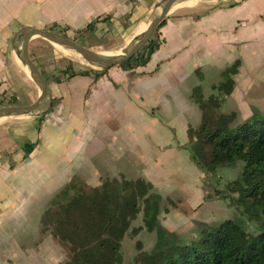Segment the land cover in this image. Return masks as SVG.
I'll return each mask as SVG.
<instances>
[{
    "label": "crops",
    "instance_id": "1",
    "mask_svg": "<svg viewBox=\"0 0 264 264\" xmlns=\"http://www.w3.org/2000/svg\"><path fill=\"white\" fill-rule=\"evenodd\" d=\"M224 1L168 14L158 31L159 46L145 65L111 67L96 79L89 74L50 81L54 103L41 120H0V264L65 260L63 245L43 231V214L73 177L93 187L110 176L142 178L155 190L156 181L174 177H158L153 162L167 165L176 158L182 178L195 183L200 170L181 150L189 143L188 130L201 123L193 92L200 90L202 100L215 95L221 72L236 60L234 88L220 103L221 112L243 114L239 122L252 115L249 109L264 112V82L257 80L262 74L251 69L254 60L264 58V0ZM158 2L0 0V93H13L27 104L38 96L13 51V36L22 27L56 26L75 35L98 19L93 31L83 35L126 44ZM56 47L41 38L30 40L29 57L40 73L87 70L61 64ZM26 143L35 145L24 157ZM127 153L132 158L123 165Z\"/></svg>",
    "mask_w": 264,
    "mask_h": 264
},
{
    "label": "trees",
    "instance_id": "2",
    "mask_svg": "<svg viewBox=\"0 0 264 264\" xmlns=\"http://www.w3.org/2000/svg\"><path fill=\"white\" fill-rule=\"evenodd\" d=\"M97 21L75 33L92 32ZM164 23L165 20L158 30ZM49 30L66 36L67 28L52 26ZM158 46L155 35L118 66L124 70L143 66ZM239 66L240 61L236 60L221 72V82L213 87L218 95L202 100L200 90H194L201 123L188 130L187 147L191 161L206 177L222 167L239 165L240 171L228 184V190L230 195L236 194L231 200L253 222V229L249 231L238 221L226 219L198 224L194 237L183 238L160 225L162 196L144 179H106L87 191L84 186H75L77 177H73L49 203L54 208L49 207L43 214V222L51 221L46 222L52 227V235L75 250L71 252L72 264H123L121 243L139 213L143 227L154 233L155 241L150 249L139 252L133 264H264V113L253 108L252 115L240 122L233 114L215 113L224 97L232 92L233 76ZM69 70L67 67L58 76L50 75L51 81L60 83L75 75L89 74L96 79L105 73ZM53 103L54 100L51 106ZM34 145L22 146L24 157Z\"/></svg>",
    "mask_w": 264,
    "mask_h": 264
},
{
    "label": "rangeland",
    "instance_id": "3",
    "mask_svg": "<svg viewBox=\"0 0 264 264\" xmlns=\"http://www.w3.org/2000/svg\"><path fill=\"white\" fill-rule=\"evenodd\" d=\"M239 1L240 0H228L224 2L239 3ZM212 2H219V0H194L191 2H185L187 3V6H179L172 8L169 14L175 11L177 12L182 10H194L198 8L200 4H209ZM158 31L159 30L157 27L152 37L156 35L159 41ZM66 36L84 47L90 44L93 45L96 43H101V46H99L100 44H97L93 45L91 48L88 49L97 53H104L109 55L121 53L124 48L127 47L128 44V42L126 44H123L122 42H119V40L111 41L109 39H104L102 40L103 42H101L100 38H97L95 34L90 37L88 36V34L72 35L71 33H67ZM80 36L85 37L86 39L81 38ZM56 48L60 51L59 55L63 60H61L62 62L60 61L61 64L63 63L67 65L68 63L67 66H69L70 64V66L73 65L82 69L93 68L88 65L81 57H74V55L70 56L67 54L68 51L66 49L59 47ZM253 66L255 67L256 71L259 72V74H262L258 77L257 80H263L264 82V58L254 60L252 62V70H254ZM69 68L70 72H77L73 70L72 67ZM58 72H56L55 74H51L47 71H43L41 72V74L43 75V77L45 76L47 79H49V81H51L52 77L50 75L58 76ZM213 91L215 95H218L217 90ZM221 103H223V101ZM11 105H27V101L23 99H17L16 96L13 95V93L9 96L5 95V93H0V107ZM249 110H251L252 114V109ZM221 111L223 110L221 109V107H219L215 110V113L220 114L222 113ZM247 112L249 111L247 110ZM226 113L233 114L237 122L239 118L244 117L243 114H238L235 112ZM13 119L14 118H9V120ZM181 150L185 151L189 155L190 159L188 147L186 146L185 148H181ZM130 158L132 157L127 153L123 156L120 162L124 165L129 161ZM176 160L177 159L174 158L173 163H169L167 165L164 162L161 164L160 160H158L157 162H153L156 170H158V177L162 179L167 176L174 177L173 179L168 178L162 181H156L158 184L154 190L155 192L157 191V194L162 196L163 205L161 213L159 215V222L164 229L168 230L169 232H173L183 238H192L195 236V231L198 228V224L216 223L226 219L238 221L245 227V229L249 231L253 229V222L249 221L247 217L243 214L242 210L237 206V204L231 200V198L234 197L236 194L230 195L228 190V184L235 179V177L240 171L239 165H235L233 167H222L210 177H206L205 174L200 171V175L198 177L199 179H197V181L194 183V181L182 178V172H180L181 165L179 164L180 161L176 162ZM184 163L186 164V161ZM179 172L180 174H178ZM114 178L117 179L118 177L110 176V178H100L99 184L97 186H99L100 183L106 179L108 180ZM124 179L130 180L127 178ZM90 185L91 182H87V179L77 177L75 186H84L85 189L88 191L94 188ZM49 207L50 205L48 206V209ZM53 208L50 207V209ZM46 221H48V219L43 222V231L49 232L51 231L52 227L51 225H47ZM49 223H51V221ZM45 226L46 230H44ZM154 241V233L147 232V230L143 227L142 213H139L137 217L130 223L128 231L121 243L120 251L123 255V264H133L134 259L139 254V252L147 251L148 249H150ZM60 243L63 245L66 255L65 260L61 264H72L71 252L75 250L69 249V246L67 244H64L62 242Z\"/></svg>",
    "mask_w": 264,
    "mask_h": 264
},
{
    "label": "water",
    "instance_id": "4",
    "mask_svg": "<svg viewBox=\"0 0 264 264\" xmlns=\"http://www.w3.org/2000/svg\"><path fill=\"white\" fill-rule=\"evenodd\" d=\"M191 1L194 0H159L144 26L130 39L127 47L121 53L115 55L94 52L69 39V37L54 31L30 26L22 27L13 36V51L32 82L36 85L38 96L34 102L27 105L0 107V120L25 117L39 118L46 115L51 107L52 97L48 91L46 80L29 57L28 44L30 40L34 38L44 39L54 46L64 48L81 57L88 65L93 67L91 69L107 70L126 62L137 54L149 42L156 28L165 20L172 8L177 7L181 3Z\"/></svg>",
    "mask_w": 264,
    "mask_h": 264
},
{
    "label": "bare ground",
    "instance_id": "5",
    "mask_svg": "<svg viewBox=\"0 0 264 264\" xmlns=\"http://www.w3.org/2000/svg\"><path fill=\"white\" fill-rule=\"evenodd\" d=\"M179 6H187V3H181L180 5H177V7H179ZM68 55H70V56H73L74 54L73 53H71V52H69L68 51V53H67ZM76 55H74V57H75ZM80 58V57H79Z\"/></svg>",
    "mask_w": 264,
    "mask_h": 264
}]
</instances>
